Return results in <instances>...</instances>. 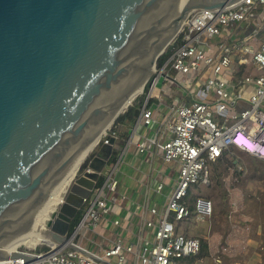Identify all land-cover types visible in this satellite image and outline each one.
I'll list each match as a JSON object with an SVG mask.
<instances>
[{
    "label": "water",
    "instance_id": "obj_1",
    "mask_svg": "<svg viewBox=\"0 0 264 264\" xmlns=\"http://www.w3.org/2000/svg\"><path fill=\"white\" fill-rule=\"evenodd\" d=\"M236 1L0 0V262L37 259L5 246L35 230L36 212L66 169L132 104L122 111L189 14ZM114 142L81 165L36 230L43 242L78 248L69 241L72 221Z\"/></svg>",
    "mask_w": 264,
    "mask_h": 264
},
{
    "label": "built area",
    "instance_id": "obj_2",
    "mask_svg": "<svg viewBox=\"0 0 264 264\" xmlns=\"http://www.w3.org/2000/svg\"><path fill=\"white\" fill-rule=\"evenodd\" d=\"M259 32L264 34V0H238L222 8L195 9L171 42V53L164 63L158 68L156 63L151 91L140 107L136 127L157 126V129L142 138L138 150L159 151L164 161L176 162L179 167L176 183L167 194L164 206L148 207L156 217L144 221L153 229L151 239L137 246L118 238L103 254L93 252L80 242L87 230L95 228L120 198L118 159L104 168L102 181L84 198L82 218L69 240L78 248L48 244V249L37 245L20 249L19 245L17 249L36 255L37 259L27 262L20 257L0 264H104L112 259L115 264H128L131 257L139 264H176L179 258L199 254L202 241L176 230V223L193 216L205 220L213 213L212 201L200 196L194 208L191 207L192 186L211 184V165L230 147L264 160V38L256 48L252 43ZM233 65L232 77H225ZM249 66L254 70L245 73ZM178 75L185 76L190 84L181 83ZM173 84L183 88L191 101L173 100L167 103L165 114L157 113L149 103L154 91L159 87L171 95ZM111 126L93 153L103 143H109L111 137H118L114 123ZM164 184L158 183L159 194Z\"/></svg>",
    "mask_w": 264,
    "mask_h": 264
},
{
    "label": "crops",
    "instance_id": "obj_3",
    "mask_svg": "<svg viewBox=\"0 0 264 264\" xmlns=\"http://www.w3.org/2000/svg\"><path fill=\"white\" fill-rule=\"evenodd\" d=\"M233 67L234 65L225 73V77H232ZM252 70H254L253 67L249 66L245 69V73H250ZM172 88L174 92L171 95L164 93L159 87L154 91L149 103L157 113L165 114L167 103L173 100L182 103L191 101L190 97L185 96L183 88H176L174 84ZM137 119L138 116L134 122L126 119L114 127L118 135L115 138L114 150L118 152L116 160L120 159L118 178L121 194L117 203L111 206L109 213L95 228H89L85 238L80 240L84 247L95 253L103 254L104 249L118 238H122L125 243H135L137 246L151 239L153 229L147 227L144 221L148 217L153 219L156 217L152 216L148 207L157 204L159 209L162 208L166 203L167 194L178 177V163H167L162 153L154 149L146 152L138 150V143L146 135L154 134L157 126H142L140 130V126L136 127ZM228 149H232V153L235 150L242 151L236 147ZM242 152L246 153L250 159L253 158L251 166L253 173L249 179H264V160L245 151ZM215 162L212 165L215 169L214 179L217 181V187L223 185L220 181L222 175L218 173V169L223 165H226L230 172L233 171L226 175L227 179L229 177L236 181L244 179L245 167L237 158L233 164L227 161L218 164ZM161 182L165 183L162 194L165 193L166 188L169 189L164 203L157 199L159 195H162L156 191L158 183ZM243 192L244 188L240 185H236L231 190L212 193V195H194L191 188L189 198L191 207L194 208L195 200L203 196L212 201L213 213L205 220H198L193 216L184 222L176 223L179 234L196 237L202 241L199 254L179 258L176 264H264V203L258 209L245 210V202L241 197ZM257 194L264 195V190L259 189ZM115 220H119V223L116 224ZM30 246L32 245L29 244ZM46 247V249L49 248V246ZM207 257L210 261H206ZM104 264H115V261L112 259L110 262L105 261ZM128 264L139 263L135 257H131Z\"/></svg>",
    "mask_w": 264,
    "mask_h": 264
},
{
    "label": "rangeland",
    "instance_id": "obj_4",
    "mask_svg": "<svg viewBox=\"0 0 264 264\" xmlns=\"http://www.w3.org/2000/svg\"><path fill=\"white\" fill-rule=\"evenodd\" d=\"M263 38H264V34L262 32H259L258 35L256 34V38L252 42L253 43V47L256 48V47L260 46ZM157 68H158V65H157ZM155 74H156V71L153 72L149 76V78H148V80L146 82V85L143 88V90L140 89V90H138L137 94L135 93V95L133 96L132 101H131L132 103H134L135 98L138 97L139 95H140V97L141 96H145V99H146V96L151 91V88H150L151 87V82H152ZM178 77H179V81L181 83H184L186 85L190 84V82L185 79V76L178 75ZM130 103H129V105H130ZM112 127H113V124H112L111 128ZM140 130H142V126H140ZM232 155H235V157L240 161V163H242L244 165V167H245V169H244V173H245L244 174V179L242 178L239 181H236L235 179L233 180L230 177H229V179H227L226 175L229 174V173H232L233 171L231 170L232 172H230V170L227 168V166L223 165V166H221L218 169V173H220V175H222V177H221L222 179L220 181H222L221 184H223V185L221 187H217L218 186L217 181L214 179V171H215L214 165H211V173H212L211 186L208 185V184H196V185H193L192 186L193 194L194 195H206V194L212 195V193H218L219 191L226 190V189L231 190L236 185H240V186H242L244 188V192H243L241 197H242V200L245 202V208H246L245 210L258 209L260 207V205L264 203V195L263 194H257L259 189H263L264 190V179H261V180L260 179L259 180L258 179H256V180L255 179L254 180L249 179L250 176H252V173H253V170L251 169V166L253 165V163H252L253 158L250 159V157L246 153H244L242 151H239V150H235V152H233ZM257 164L261 165L258 162H257ZM79 170H80V168H79ZM165 190H166L165 193H163L162 195H159L157 197V199L160 200L163 203H164V199H165L166 193L168 192L169 189L166 188ZM39 242H38V244H35L33 246H30V247L28 245L24 244V243L20 244V249H26V248L32 249L36 245H37L38 248L39 247L42 248V247L48 246V243H46V242H42V241H39ZM208 260L210 261L209 257L206 258V261H208Z\"/></svg>",
    "mask_w": 264,
    "mask_h": 264
},
{
    "label": "bare ground",
    "instance_id": "obj_5",
    "mask_svg": "<svg viewBox=\"0 0 264 264\" xmlns=\"http://www.w3.org/2000/svg\"><path fill=\"white\" fill-rule=\"evenodd\" d=\"M152 70L154 72L155 68H153ZM146 81H147V77L145 78L144 82L136 90L135 92L136 94L138 90L140 89L143 90ZM135 93L133 94V96L135 95ZM133 96L131 98H133ZM130 102H127L125 106H123L122 111L125 107L129 105ZM109 127L110 125L104 131H102L101 135L97 137L96 141L92 144V146L87 151H90L95 147L98 140H100V138L105 134L106 130ZM87 151L84 152L74 164H72L70 167L66 169V172L63 175V177L59 180L57 185L52 189L50 194L47 196L45 202L42 204L40 209L36 212L34 219H33V223H32L35 230L34 231L31 230V231L24 233L22 236H20L19 238H17L16 240L11 242L7 246H5L6 250H8L9 252H12L16 250L19 247L18 245L20 244L24 243L28 246L29 244L33 246L37 244L39 241H44L45 238H43L41 235H38L36 230L44 229L46 222L49 220V217L56 211L57 207L63 202L65 195L67 193V190L71 182L73 181V178L75 177V175L77 174V171L79 170L82 163L84 162V159L87 155Z\"/></svg>",
    "mask_w": 264,
    "mask_h": 264
},
{
    "label": "trees",
    "instance_id": "obj_6",
    "mask_svg": "<svg viewBox=\"0 0 264 264\" xmlns=\"http://www.w3.org/2000/svg\"><path fill=\"white\" fill-rule=\"evenodd\" d=\"M171 49H172V45L168 46V49L162 54L160 55V57L158 58L157 62H158V66L162 65L164 63V61L166 60V58L169 56V54L171 53ZM145 100V96H141L140 95L138 97L135 98L134 103L131 104L126 111L122 112L115 120L114 122V126L117 125L119 122H123L126 119H128V121L130 122H134L139 114L140 111V107L143 104ZM94 153H91L86 160L84 161V163L82 164V169L86 168L88 165V161L90 160L91 156ZM117 154L118 152L114 150L113 155L111 156V159L109 161L110 164L114 163L117 159ZM236 159L235 155H232V149H227L224 151L223 155L218 158L216 160L215 163H220L222 161H227L230 164H233L234 160ZM214 164V163H213ZM212 176V173H211ZM212 178V177H211ZM102 179H100L98 182H101ZM83 209H81L79 211V213L76 215V217L73 219L72 221V225H71V230L75 228V226L80 222L81 218H82V214H83ZM44 249H46L47 247H43ZM42 249V248H41Z\"/></svg>",
    "mask_w": 264,
    "mask_h": 264
}]
</instances>
